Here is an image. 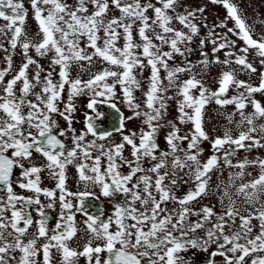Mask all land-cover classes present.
<instances>
[{
	"label": "snow or ice",
	"instance_id": "obj_1",
	"mask_svg": "<svg viewBox=\"0 0 264 264\" xmlns=\"http://www.w3.org/2000/svg\"><path fill=\"white\" fill-rule=\"evenodd\" d=\"M212 3L222 4L227 10L226 20L234 22L227 32L243 41L245 47L240 49L242 55L226 52V57L235 56V60L225 59L222 63H235L242 69L255 73L257 69L248 62L247 54L250 49L256 50V55L264 64V37L254 39L251 29L238 12V8L230 0H211ZM178 0H30V7L34 19L38 24L37 35L42 34L39 43L33 44L27 38L24 24L27 9L22 0H0V19L7 21L6 27H0V36L10 33V47L15 50L19 44L22 49V63L11 79L5 82V77L11 71L12 58L5 56L8 68L0 70V264H9L15 260L16 264H38L36 259L42 251L43 264H52V249L60 254L59 264H79L81 257L87 264H185L178 254L187 251L189 247H199L202 251L215 245L212 257H222V264H264V159L257 157L249 160L245 157L237 164H233L231 157L239 149L251 150V147H264V124L256 126L255 121L264 118V106L252 99L254 93L264 92V73H261L258 86H252L245 81L235 78L232 72H224L219 80V88L210 92L195 76L177 85V74L191 70L189 64L185 67H171L175 54L184 55L191 49L182 48L191 42L198 34V27L192 20L195 12L178 14L176 6ZM115 8L120 15L108 18L109 11ZM5 10H8L7 12ZM152 15L149 16L148 12ZM197 11L203 12L200 8ZM173 19L189 31L174 29ZM217 27L226 28L221 22ZM134 31L139 41L134 39ZM214 35L209 32V37ZM24 40L21 41V37ZM122 44H119L120 41ZM217 40L220 42L217 43ZM205 41H200L203 46ZM213 52L235 47L226 34L216 35L211 39ZM164 46L169 48L164 50ZM30 48H34L38 57L50 56L49 71L43 75L44 68L29 55ZM0 49L5 53L7 48L0 42ZM202 55H206L202 53ZM97 61L107 67L92 73L90 78L83 80L79 74L72 78L74 66L84 69L85 63L90 69ZM216 62L220 63L219 58ZM207 65V60L203 61ZM35 65V71L29 78V68ZM56 66H59L58 79H54ZM150 68L148 88L144 92V106L147 111H138L140 104L136 102L134 91L141 87L135 70L141 72ZM113 69H120L119 71ZM161 69L167 75V87L160 77ZM111 79L112 83H108ZM20 83V94H16V86ZM120 86L123 102L134 111L136 117L144 116L143 123L147 131L141 129L139 143L137 134L123 135L124 117L119 115V126L116 131L122 134L121 143L105 147L97 144L96 140H106L112 135L109 131L99 132L95 118L87 117L86 131L79 135L71 128L70 114L75 110L73 100L83 94H90L87 107L93 112L100 102L108 103L119 114L114 102L117 96L116 88ZM238 91L231 98H224L230 86ZM67 86V103L61 111L59 103ZM39 87V91L34 89ZM176 88L178 120L181 124L191 123L193 128L189 134L179 135L177 125L168 121L170 131L165 137L170 151L155 155L158 149L156 134L161 127L159 122L167 112V101L173 96H166L169 88ZM199 90L193 95V90ZM32 96L34 99H27ZM98 97L103 101H98ZM214 100L221 107L235 104L240 115L237 127L248 125L247 131H241L233 138L228 130L223 137L211 140L213 155L206 162L198 159L202 153L199 143L209 140L203 128V112L205 106ZM251 103L254 111L245 114L244 109ZM27 108V113L24 108ZM52 114L63 117L69 127L60 129ZM99 115V113H97ZM234 115V114H233ZM133 117H128L132 119ZM232 122V115L227 117ZM35 130V134L31 130ZM66 131L73 132L72 146L68 147L59 139L66 136ZM260 134L257 138L254 134ZM96 139L85 143L87 135ZM188 141L187 149L180 147V142ZM246 141L250 144L246 145ZM234 145L235 148L225 149L223 164L227 167L238 168L240 171L230 173L228 183L221 181L217 184L221 195L219 202L223 209L221 213L214 211V206L203 205L197 211L190 207L193 202L209 195L211 173L220 169L221 158L215 153L220 152L224 145ZM125 145L131 146V157L123 155ZM42 155L54 179L56 188L60 191L59 201L61 213L55 227L49 236L47 218L44 206L41 205L40 195L49 198L47 207H54L56 193L40 187V173L43 168L34 164L25 167V161L31 164L32 153ZM93 151L96 155L93 157ZM178 153H183L181 158ZM171 158V171L161 169L168 167ZM102 158L106 164L102 168ZM145 158L154 162L150 168L143 167ZM77 160L80 163H75ZM87 161H92L91 164ZM68 165L77 169L79 182L85 186V191L67 192L65 188V170ZM259 168V174L239 185L236 181H243L247 167ZM20 168L21 178L17 180L18 187L33 192L34 197L17 195L12 187L13 170ZM127 167L125 174L121 171ZM187 168V179L177 175V170ZM59 171H56V170ZM138 173H145L138 175ZM151 173L153 175H149ZM251 176V173H247ZM180 181L189 185L188 191L176 195ZM100 188L101 194L112 198L120 194L121 201L110 199L113 211L107 218H103L102 211L97 214L89 211L85 205V198L94 193L88 191V186ZM231 189H234L232 191ZM71 196L79 201L75 205L67 200ZM227 201V203H225ZM237 201L246 205L243 210ZM172 203L171 209L167 206ZM19 205V207H18ZM26 205L39 206L36 210L40 216L37 221V231L34 237L24 242L23 237L33 225L31 212ZM86 214V229L90 238L82 251L69 247L77 233L75 213ZM10 212V218L5 215ZM192 217H196L195 220ZM258 221V226L252 223ZM21 223L23 226L21 227ZM210 225V226H209ZM258 227V231L254 229ZM11 228L12 231H8ZM7 232V235L5 233ZM203 232L201 236L200 233ZM8 237L12 238L9 242ZM46 238L42 248L36 247L37 240ZM93 241L101 243L93 247ZM19 251L18 260L11 253ZM107 253L106 259H101V253ZM211 264H215L213 260Z\"/></svg>",
	"mask_w": 264,
	"mask_h": 264
},
{
	"label": "rangeland",
	"instance_id": "obj_2",
	"mask_svg": "<svg viewBox=\"0 0 264 264\" xmlns=\"http://www.w3.org/2000/svg\"><path fill=\"white\" fill-rule=\"evenodd\" d=\"M27 1V0H22ZM69 4L74 3V0H68ZM153 3H155V0H152ZM231 3H233L237 8L239 14L242 16V18L245 20L246 24L251 29V34L254 39L260 40L261 37H264V0H230ZM203 8V12L197 11L198 9ZM192 11L195 12V18L192 20L193 23H195L199 29L198 34L192 37L191 42L187 43L186 45H180L182 50L184 48L191 49V51H185L183 56H180L179 54H175L173 59L169 61V65L171 67H185L187 68L188 65H191L190 71H185L177 74V85H179L182 81L187 80L193 76L197 80H200L201 83L204 85L205 88H207L210 92L216 91L219 88V80L222 76V73L224 72H232L235 75V78L240 81H245L246 83L252 85V86H258L260 83V77L261 73H264V64L260 63L261 58L256 55L255 49H250L247 58L248 62L252 63L253 67L257 69L255 73H250L247 70L242 69L241 66L230 63V64H224L222 63L225 59L235 60V56L232 57H226V52H234L236 55H242L240 52V49L245 47L243 41H241L237 36L228 33L227 28H232L234 26V22L230 19L226 20L227 16V10L222 6V4L218 3H212L211 0H178V4L176 6V12L178 14H186L187 12ZM120 13L117 9L112 8L111 11L108 13V18H112L114 16H119ZM148 15L151 16L152 12L149 11ZM31 19L30 22H34L37 24V22L34 19V13H31L30 15ZM28 18V17H27ZM26 18V19H27ZM34 19V21H32ZM1 20V19H0ZM221 22H225L227 24L226 28H220L217 27ZM38 25V24H37ZM176 30H180L183 32H188L189 30L185 28L183 25L179 24V22L175 19H173L172 24L170 25ZM39 29L38 26H36L35 29L30 33V36L27 37L29 40H35V44L39 43L42 39V34L37 35ZM209 32H213L214 35L212 37H209ZM226 34L228 39L230 41L235 42V47H229L227 49H222L219 52H213L214 45L211 43V39L216 38V35H223ZM134 39L139 41L138 34L134 31ZM204 40L205 43L203 46H201L200 41ZM220 41L217 40V43ZM123 41L121 40L119 44H122ZM164 50L168 51L169 48L167 46H164ZM202 53L206 55H202ZM219 58L220 63L216 62V58ZM207 60V65L203 63V61ZM102 67H107V65H102L99 61H97L90 69H88L87 64L85 63L84 69H81L78 65L74 66L72 69V72L74 73V77L77 76V74L80 75V77L84 80L86 78H90V75L92 73H95L99 70H101ZM119 71L120 69H113ZM135 74L137 79L140 81L141 87L139 89H136L134 91V96L136 98V102L139 103L141 106L138 109L141 113L147 111V109L144 106V92L147 91L148 88V78L150 76V68H145L141 72L140 69L135 70ZM167 73L161 69L160 77L163 81V85L167 87L168 81L165 78ZM73 77V78H74ZM108 83H112V80L109 79ZM238 91H244V89H237L234 85L230 86L228 89V92L226 93V96L224 98H231L232 96L236 95ZM117 96L114 98V102L117 104V106L124 111V114L126 116V125L127 129L122 133L123 135H131V133L135 132L137 134L136 142L139 143V134L141 132V129L147 131V125L143 123L144 116L141 115L139 117H136L134 114V111L130 109L127 104L123 102V96L122 92L120 90V86L117 85L116 88ZM176 88H169V90L165 93L166 96H173L174 99L167 101L168 108L167 112L164 115L163 119L159 122L161 125H164L159 129V131L156 134V139L162 143V147L157 149L155 152V155L159 156L161 152L170 151L165 137L168 134V132L171 130L170 127L167 125L168 121L174 122L177 127L179 128V135L183 136L186 134H189L193 128V125L189 123L181 124L178 120V111H177V103L176 101L178 99H181V97H176ZM199 90H193V95H198ZM90 94H83L80 95L79 98H74V100L88 104L90 101ZM98 101H103V98L98 97ZM252 99H255L257 102L261 104V106H264V92H257L254 93L252 96ZM73 100V102H74ZM108 103L100 102L96 106L98 108H103ZM254 111L251 103H248L247 107L244 109L245 114H251ZM234 114V115H233ZM229 115H232V122L229 123L227 117ZM128 117H133L132 119H128ZM240 121V115L239 112H237L235 104L225 105L223 107L217 105L214 100L210 101L204 108L203 112V128L204 131L207 133L209 140H202L199 143V148L202 149V153L199 155L198 159L201 161V163L206 162V160L213 155V149L211 146L210 141L214 140L216 137H223L226 130L230 132L233 138H236L241 131H247L248 125L244 124L241 127H237V123ZM255 124L257 127H259L261 124H264V118L257 119L255 121ZM122 134H117L116 143H121L122 141ZM257 138H260V134H254ZM86 141V140H85ZM87 142V141H86ZM85 142V143H86ZM246 145L250 144L249 141L245 142ZM188 141H182L180 142V147L187 149ZM261 144H264V139H261ZM235 148L234 145L226 144L224 145V148L221 149L220 152L215 153L218 157L221 158L220 163V169L214 170L211 173V180L209 183V195L200 198L198 201L193 202L190 207L199 210L201 206L207 205V206H214V211L217 213L222 212V208L219 202V197L221 195L220 189H217V184H219L221 181L224 182V184L228 183V178L230 173H236L240 171L238 168H231L227 167L223 164V155L225 149H232ZM124 156L133 159L131 157V146L125 145L124 149ZM178 155L183 158V153H178ZM245 157L249 160H255L257 157L264 159V147H251V150L246 149H239L235 152V154L231 157L233 164H237L238 162L242 161ZM154 162L148 160V158H145L143 161V167L145 169L150 168ZM164 171H171V158L169 157L168 161V167L166 169H161V173ZM189 170L185 168L183 171L177 170V175L184 177V179H187L186 173ZM246 175L244 176L243 181L237 180L236 184L239 185L242 182H247L248 180H251L252 178L256 177L259 174V168L256 167H247L245 169ZM247 173H251V176H248ZM145 173H138V175H143ZM149 175H153L151 173H147ZM180 186L176 189V195L182 196L188 191L189 185L184 184L182 181L179 182ZM92 185L88 186V191L92 192ZM95 188H99L94 186ZM234 191V189H231ZM85 191L84 189L80 190ZM76 193V192H74ZM58 193H56V199L54 202L53 211L57 214L58 219L61 213V206ZM40 201L41 204L44 203V205L47 207V205L52 202L49 200V198L45 197L43 194L40 195ZM113 198V197H112ZM67 200L72 201L73 198L71 196L66 197ZM111 199V198H110ZM262 200H264V197H262ZM227 203V201H225ZM238 207H240L242 210L246 207V205H243L240 201H237ZM170 209L174 207L172 203H169L167 205ZM48 208V207H47ZM75 213V226L77 225V221L79 218V212H76L75 210L72 211ZM6 216L10 218V212L5 213ZM86 215V214H85ZM57 216L55 220H53L50 223H47V228L49 229V236L52 235V229L55 227V224L57 223ZM87 218V216H86ZM193 220L196 219V217H192ZM37 221L36 220L33 225L28 229V233L23 237V240L25 243L28 242V240L32 239L34 237V234L37 231ZM252 223L254 225L258 226V221L253 220ZM21 227L23 224L21 223ZM210 226V225H209ZM8 231H12L11 228L8 229ZM258 231V227L254 229V232ZM7 235V232L5 233ZM200 235H203V232L200 233ZM90 238L89 233L87 229L84 232V238L79 241L77 236H75L71 241L68 242L69 247L76 249L77 251H82L83 246L87 243L88 239ZM9 242L12 241L11 237H8ZM46 238H40L37 240L36 247L38 249L42 248V245L46 243ZM83 242V243H82ZM101 243L100 241H93V247H95L97 244ZM215 245L209 247L207 251H202L199 247L197 248H191L189 247L187 251L181 252L178 255L183 258L186 264H211V262L214 260L215 264H222V257L216 256L212 257V252L215 251ZM52 264H59V261L61 259L60 254L56 251V249H52ZM12 256H15L18 260L20 253L19 251H16L14 253H11ZM101 259H106L107 253H101ZM38 264H43V255L42 251L38 253L36 257ZM9 264H16L15 260H11ZM79 264H87V261L85 258L81 257L79 260Z\"/></svg>",
	"mask_w": 264,
	"mask_h": 264
},
{
	"label": "flooded vegetation",
	"instance_id": "obj_3",
	"mask_svg": "<svg viewBox=\"0 0 264 264\" xmlns=\"http://www.w3.org/2000/svg\"><path fill=\"white\" fill-rule=\"evenodd\" d=\"M22 2L24 3L25 8L27 9L26 18L28 17L25 20L24 31L27 34V37H29L30 33L38 25L35 24L34 22H32V23L30 22V19H31L30 15H31V13H33L31 10V7H30V0H27L26 2L25 1H22ZM5 11L7 12L8 10H5ZM32 21H34V19ZM7 23H8L7 21L1 19L0 20V27H6ZM10 35H11L10 33H7L6 35L0 36V42H2L3 47L8 49L7 53H5L2 49H0V70L8 68V64L5 61V56H11V58H12L11 71L8 73V75H6L5 82H7V80L12 78V76L16 73V71H18V69L22 63V49L19 47V44L15 50L11 49L10 43H9ZM23 40H24V37L22 36L21 41H23ZM31 42L33 44H35V40L32 39ZM29 55H31L34 59H36L38 61V63L44 68L45 71L41 74L42 77L44 74H46L47 71L51 70V69H49L51 54H49L48 57H38L36 55L35 49L30 48ZM34 71H35V65L30 66V68H29V78L30 79H31V76L33 75ZM58 71H59V66H56V73L54 74V79L59 78L58 77ZM74 73L71 72L72 78L74 77ZM74 78H76V77H74ZM87 79H89V78H86L84 80H87ZM19 90H20V83L18 82L16 89H15L17 95L20 94ZM39 90H40L39 87L34 89V91H36V92H38ZM79 96H77L75 98H79ZM27 99L33 100L34 98L32 96H29ZM66 103H67V86L65 88L64 93L62 94V101L59 103V108L61 111L64 110V105ZM73 105H74L75 110L70 114V118L72 121L71 128L75 130L76 135H79L81 132L86 131L85 121H86L87 117L92 116L95 118V123L98 125V131L99 132L109 131L112 133V135L109 136L106 140L101 141V140L97 139L96 140L97 144H104L105 147H110L113 144H117L116 143L117 134L120 132H117L115 130L116 129V122H115L114 118L116 116V113H114L113 109L109 106V104H107L103 108H101V107L98 108L96 106L95 112H93V110L89 109L87 107V104L76 101V100H74ZM27 111H28V109L25 107L24 112L27 113ZM97 113H99V115H97ZM52 115H53V118L56 120V122L59 125V128L54 129V133H58L60 129H64V130L68 129L69 125L63 117H61L59 114H52ZM123 117H124L123 132H124L127 129V125H126L127 119H126V116L124 114V111H123ZM31 131L33 132V134H35L34 129ZM72 136H73V132L66 131V136L59 137V139H61L66 144V146L71 147L72 146V139H71ZM94 139H96V138L91 136L90 134L87 135L85 138V140L87 142H90ZM158 142H159V145H158V149H159L162 147V143L160 141H158ZM124 153L125 152H123V154ZM95 155H96V153H95V151H93V157ZM75 163H80V161L77 160ZM87 163L91 164L92 161H87ZM33 164L37 167L43 168V171L39 174L40 175V181H41L40 187L44 188V189H49V190L54 191L55 193H58L57 197H59L61 193H60L59 189L56 188V184H57L58 180L54 179L53 176L50 174V171L45 167V165L47 164L46 159L42 155L33 151L32 157H31V164L29 162L25 161V167H30ZM105 164H106V161H104L102 158V168ZM21 171L22 170L18 167L14 168V170H13L12 187L14 189V192L17 195L24 196L26 198L27 197H34L35 194L33 192L25 190V189H21L18 187L17 180L21 178ZM56 171H59V170L57 169ZM121 171L126 174L128 172V168L124 167L121 169ZM65 175H66L65 188H66L67 192L74 193V192L80 191L81 189L85 190L84 184L79 182L77 169L74 165H68L67 166V168L65 170ZM91 188H92V193H94V195H91V196H88L85 198V205L89 206L90 212L99 214L102 211L103 218H107V216L111 215V213L113 211V205L110 202V198L104 197L101 194L100 188H95L94 186ZM0 196H5V198H6V194L4 192H0ZM111 199L119 202L122 200V197L120 196V194H116ZM71 202L74 204V206L79 204V201L77 199H73ZM41 205L44 206L45 214H50V216H51L50 219L47 218V223H50L53 220H55L57 214L53 211V207L47 208L44 205V203H42ZM18 207H19V205H18ZM25 207L31 212V215L33 218V223L36 220L40 219V216L36 210L39 206H37V205H26ZM74 210L76 211L75 207L72 209V211H74ZM57 219H58V216H57ZM86 219H87L86 215L84 213L79 212V218H78L77 225H76V228H77L76 236L80 242L84 238V232L86 230V225H85Z\"/></svg>",
	"mask_w": 264,
	"mask_h": 264
},
{
	"label": "water",
	"instance_id": "obj_4",
	"mask_svg": "<svg viewBox=\"0 0 264 264\" xmlns=\"http://www.w3.org/2000/svg\"><path fill=\"white\" fill-rule=\"evenodd\" d=\"M118 108V107H117ZM119 109V114L113 109V111H114V113H116V116H115V122H116V127H118L119 126V115L120 114H122L123 115V113H122V111L120 110V108H118ZM46 218H51V216H50V214H46Z\"/></svg>",
	"mask_w": 264,
	"mask_h": 264
}]
</instances>
